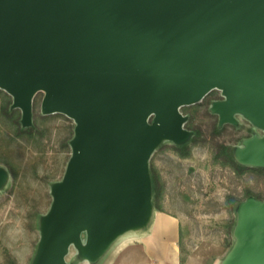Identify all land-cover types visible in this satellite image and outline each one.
<instances>
[{
	"label": "water",
	"instance_id": "95a60500",
	"mask_svg": "<svg viewBox=\"0 0 264 264\" xmlns=\"http://www.w3.org/2000/svg\"><path fill=\"white\" fill-rule=\"evenodd\" d=\"M0 87L24 125L39 91L43 113L78 123L36 264H66L85 230L94 261L148 214L151 115L179 136L180 107L222 89L225 116L264 117V0H0ZM237 241L264 254V236Z\"/></svg>",
	"mask_w": 264,
	"mask_h": 264
},
{
	"label": "rangeland",
	"instance_id": "374dc122",
	"mask_svg": "<svg viewBox=\"0 0 264 264\" xmlns=\"http://www.w3.org/2000/svg\"><path fill=\"white\" fill-rule=\"evenodd\" d=\"M43 94L34 97L33 134L17 135L21 109L4 112L13 96L0 87V264H36L55 214L56 189L80 153L73 143L78 123L64 113H40ZM225 98L222 89H213L199 102L180 107L184 133L179 136L167 133L154 115L148 118L156 138L145 163V199L180 216L182 258L194 263L223 259L239 236H264V170L238 174L235 161L219 152L222 145L234 146L236 161L264 166L258 146L264 140V117L246 105L225 116L219 107ZM183 144H188L187 156L177 151ZM152 173L159 179L158 191ZM235 199L240 201L235 204ZM86 233L81 244L70 245L66 264H93L83 249Z\"/></svg>",
	"mask_w": 264,
	"mask_h": 264
},
{
	"label": "crops",
	"instance_id": "0c3cea01",
	"mask_svg": "<svg viewBox=\"0 0 264 264\" xmlns=\"http://www.w3.org/2000/svg\"><path fill=\"white\" fill-rule=\"evenodd\" d=\"M139 224L119 233L100 259L89 261L93 264H200L182 258L180 216L151 204ZM254 249L236 241L228 254L214 264H264V254Z\"/></svg>",
	"mask_w": 264,
	"mask_h": 264
},
{
	"label": "trees",
	"instance_id": "16d2710c",
	"mask_svg": "<svg viewBox=\"0 0 264 264\" xmlns=\"http://www.w3.org/2000/svg\"><path fill=\"white\" fill-rule=\"evenodd\" d=\"M35 99V98H34ZM18 109H20L19 107H16ZM4 112L5 113H8V112H11V110H13V101H11L10 103H6L4 105ZM37 106H35V103H34V100H33V108H32V117H33V120H34V116H35V111H38L37 110ZM39 111L40 113H42V109H41V103L39 105ZM13 113V112H12ZM22 110H21V115H20V118L19 120L16 119L15 120V125L17 126V130H16V134L17 135H25V134H33V131L35 129V123L34 121H32L31 124L29 125H24L22 123ZM73 137V131H72V134L70 135V138ZM188 144H183L179 147H177V151L180 155L182 156H187L189 154L188 152ZM219 152L221 153H224L228 158H230L231 160L235 161L234 163V171L237 172L238 174H241V173H244L246 171H254V170H264V166H260V167H256V166H249V165H246V164H243V163H240L238 161L235 160V147L234 146H229V145H222L219 147ZM152 177H153V186H154V190L155 191H158L159 190V179L158 177L152 173ZM249 195H253L251 192H248L247 193V196ZM246 196V197H247ZM240 201V199H235L234 200V203H238ZM160 210H164V209H161Z\"/></svg>",
	"mask_w": 264,
	"mask_h": 264
}]
</instances>
